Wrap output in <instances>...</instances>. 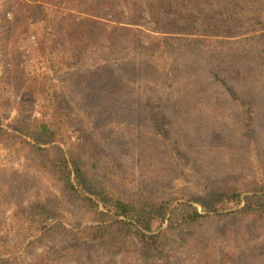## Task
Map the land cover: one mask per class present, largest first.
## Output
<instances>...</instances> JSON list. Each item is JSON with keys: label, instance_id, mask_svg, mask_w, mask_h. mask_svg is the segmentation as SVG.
<instances>
[{"label": "trees", "instance_id": "16d2710c", "mask_svg": "<svg viewBox=\"0 0 264 264\" xmlns=\"http://www.w3.org/2000/svg\"><path fill=\"white\" fill-rule=\"evenodd\" d=\"M198 1L188 3L190 11L187 3L177 0H12L16 19L24 23L40 20L45 38L57 33L75 36V40H61L62 48L72 45L75 51L61 61L65 67L79 68L73 78L81 96L95 98L94 108L107 115L112 124H116L112 119L120 112L136 111L146 124L144 117L150 114L149 125L156 126L155 137L159 138L167 132V124L160 117L167 119L176 113L182 116L174 111L179 108L187 112L201 110L199 101L206 93L215 97L228 92L238 102L239 94L255 91L256 82L264 86V59L259 62L256 55L264 52V27L249 37L236 30L235 21L241 13L246 17L252 15L250 21H256L255 15L264 12V0H240L236 5L235 0L209 4ZM143 12L152 26L143 24L148 21ZM199 49H222L231 52L232 58L238 54L239 61L226 63L224 77L208 72L207 81L199 84L205 72L197 66L199 57L190 58L185 63L196 67L184 70L183 78H178V89L167 92L168 73L181 72V68L177 60L166 57L176 50ZM240 68L243 70L239 72ZM234 73L243 75L245 80H238ZM185 75L191 77L189 81L184 82ZM224 81H232L233 86ZM205 83L213 92L203 88ZM237 85L242 88L236 89ZM258 95L264 97V92ZM176 98H182L181 104ZM49 99L54 107L50 118L22 117L5 126L0 123V142L12 139L35 168L49 173L61 192L74 198L73 212L70 219L62 216L61 210L47 205L46 200L17 203L11 216L12 248L25 243L26 247L36 244L44 249L47 246L48 250L75 247L112 254L130 245L133 238L139 243L142 264H170L169 252L173 247L209 245V238L216 235L215 216L222 217L231 228L243 218H264V181L257 178L218 188L206 187L200 194L189 196L188 201L178 203L176 197L123 195L106 179L96 176L86 153L87 143L70 141L67 150L59 145L71 126L70 114L64 109V99ZM4 102L10 99H4L0 92V103ZM252 109L248 105L244 112L252 117L234 122L239 132L243 128L252 131L257 117H262L249 112ZM198 119L201 122L200 116ZM210 131L212 138L220 134L214 128ZM15 182L21 184L24 179L19 180L18 175ZM58 219L62 222H54ZM69 242L75 243L68 247ZM211 243H216V239Z\"/></svg>", "mask_w": 264, "mask_h": 264}, {"label": "rangeland", "instance_id": "374dc122", "mask_svg": "<svg viewBox=\"0 0 264 264\" xmlns=\"http://www.w3.org/2000/svg\"><path fill=\"white\" fill-rule=\"evenodd\" d=\"M177 1L185 4L199 2ZM217 1L221 0H200L205 4ZM240 3L235 0L233 4ZM13 8L12 0H0V92L4 99H10L8 103H0L2 125L22 117L47 120L54 108L49 98L64 99L71 126L65 132V141L59 145L67 150L70 141L87 143L86 153L96 176L106 179L123 195L137 197L141 193L176 197L175 203H178L188 201L189 196L200 194L206 187L238 184L240 180L246 182L250 178L264 181V112H260L264 110V97L258 95H263L264 86H259V81L253 86L254 93L239 94L238 102L228 92L223 96L215 94V97L213 93H206L199 101L201 110L187 112L179 108L174 111L182 116L176 113L168 115L167 119L160 117L167 124L164 125L167 132L164 137H155L156 126L149 125L150 114L144 117L146 124L136 111L120 112L112 119L116 124H112L107 115L94 108L95 98L90 100L80 95L73 78L79 68L65 67L61 61L75 52L72 45H63L62 48L61 40H75V36L57 33L45 38L46 31L40 20L24 23L16 19ZM188 9L192 11L190 4ZM143 14L144 20H148L143 24L152 26L147 13ZM251 16L241 13L235 19L236 30L249 37L264 27V12L255 15L259 23L251 22ZM230 53L222 49L176 50L168 57L156 53L171 61L177 60L181 68V72L170 70L168 73L166 91L178 89V78L183 71L196 67V64L188 66L190 62L185 63L190 58L199 57L197 66L203 67L205 72L203 79L198 80L199 84L207 81L208 72L224 77L226 63L239 61L238 54L232 58ZM256 55L259 62L263 61L264 52H256ZM242 70L240 68L239 72ZM235 77L245 80L243 75ZM190 78L185 75L184 82ZM205 84L203 88L213 92ZM224 84L233 86L232 81H224ZM176 99L178 105L181 104L182 98ZM248 105L253 108L249 112L262 117H257L252 131L243 128L239 132L234 128L237 127L234 122L252 117L248 112L244 113ZM213 128L220 134L212 138L210 130ZM3 171L7 172L6 175ZM18 175L19 180L24 179L21 184L14 183ZM15 188L21 189L17 191ZM44 200L47 205L61 210L62 216L71 218L74 198L63 194L49 173L35 168L26 153L18 150L16 142L12 139L0 142V264H142L139 243L133 238L129 240L130 245L112 254L75 247L48 250L47 246L45 249L36 244L26 247L25 243L12 248L11 216L16 204ZM214 220L216 235L209 238V245L205 248L199 247L204 245L169 248L170 264H264V218H243L232 228L222 217L215 216ZM54 222L61 223L62 220ZM213 239H216L214 244L211 243ZM70 243L75 242L66 246Z\"/></svg>", "mask_w": 264, "mask_h": 264}]
</instances>
